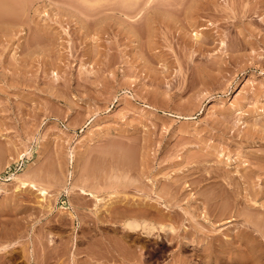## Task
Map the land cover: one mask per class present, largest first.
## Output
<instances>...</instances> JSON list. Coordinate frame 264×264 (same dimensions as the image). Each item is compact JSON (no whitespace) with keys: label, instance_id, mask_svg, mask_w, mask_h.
<instances>
[{"label":"rangeland","instance_id":"rangeland-1","mask_svg":"<svg viewBox=\"0 0 264 264\" xmlns=\"http://www.w3.org/2000/svg\"><path fill=\"white\" fill-rule=\"evenodd\" d=\"M147 1L131 20L113 8L118 0H88L85 8L30 0L22 16L0 22V227L22 223L19 238L0 237V253L18 255L3 264H34L22 254L38 249L43 227L58 239L80 236L77 227L53 225L71 210L78 222L89 220L74 210L95 203L81 188L97 192L101 209L112 199L128 211L169 200L177 213L162 208L161 218L175 233H116L141 249L138 264L187 256L188 264H264V238L254 245L260 259L247 248L234 263L226 262L229 249L214 261L205 255L225 230L258 236L231 212L236 204L264 210V0H215L218 10L201 9V0H153L149 13L141 11ZM17 175L44 187V199L34 188L16 191ZM225 206L232 216L218 221ZM191 223L209 244L196 233L198 246H176L174 236Z\"/></svg>","mask_w":264,"mask_h":264},{"label":"bare ground","instance_id":"bare-ground-1","mask_svg":"<svg viewBox=\"0 0 264 264\" xmlns=\"http://www.w3.org/2000/svg\"><path fill=\"white\" fill-rule=\"evenodd\" d=\"M78 1L79 2L82 1L81 6H83V7H84L83 3L85 4V6H86V4H88V0H78ZM138 1L139 0H118V3L115 5V7L113 6V8L114 9H118L119 8L118 10L121 13H122V11H124L122 16L127 14V17H129L131 15H128V14H132L133 10H135L134 7H136V5L138 3H141V2H142V4L144 3V1H141V2H138ZM161 1H163V2H161ZM28 2L31 3L30 0H0V18L2 19V17H3L2 20L0 19L1 20L0 22L4 23L7 20L8 15H9V17H13L14 15H18V17L22 16V14L19 15L18 12H20V11L22 12L24 7H28V6H26V4ZM152 2H153V0H148L147 3H145L144 8L141 7L142 10L141 9L140 10L141 11L146 10L147 13H149V9L151 8L150 4H152ZM160 2L165 5V3L167 1L164 3V0H160ZM176 2H179V1H176ZM198 2H200V0ZM29 3L27 5H30ZM200 3H201L202 6H199V7H201V9H203V10H205V9L209 10L210 9V8L207 9V7H208L207 5L210 6V4H211V6H212L214 3L216 4L215 0H201ZM157 4H159V6L162 5V4L158 3V2L156 3V5ZM173 4H175L174 0H173ZM138 5H141V4H138ZM166 5H167V3H166ZM194 5H195V3H194ZM155 6H154V8H155ZM214 6H212L213 9L214 10H218V9H216L217 7L215 6V8H214ZM145 7H147V9H145ZM161 7H163V5ZM107 8H109V10H110V6L107 5ZM111 8H112V6H111ZM201 9H199V10L201 11ZM27 10H25V11H27ZM141 11L139 12V15L137 14L138 12L136 13L137 17L140 16L139 17L140 19H141V15H140ZM146 11H144V14H145L144 17H146V15L148 16ZM12 14H13V16H11ZM136 14H135V16H136ZM227 15H229V14H227ZM18 17H15V18H18ZM4 18H6V20H4ZM139 18L137 20H139ZM131 20H132V16H131ZM133 20H135V19L133 18ZM148 20L149 19H147V21ZM195 36H196V34H195ZM125 149L123 147V150H125ZM126 153L128 154L127 151H126ZM127 154H126V156H128ZM129 156H131V154H129ZM27 174H29V173H27ZM22 178H19V176L17 175V177L15 179H11V180H17L19 182V185L17 186L16 191H20V190L22 191L23 189L26 190L27 188H34V189L37 190V192H39L38 194L41 196V198L43 200L48 191L44 187H42L40 185H37L36 181L35 182L32 181L33 179H31V180L29 179L28 180V179H26L27 176H26V178H23V179ZM111 184H113V183H111ZM115 188H116V184H115ZM80 190L82 192L81 194H84L86 197L94 198L95 199V203H93V205L90 206V207L88 206V204H85L84 206H80V207H77V208L73 207V208H76L74 210H77V209L81 210L83 213H85V211H87L89 220H87V221H81L80 220V222H78V218L77 217L79 215H76L75 211H72V210L71 211L68 210V211H70V212H68L67 208H65L66 211L68 212V215H66L67 213H64L65 214L64 216H61V218H58L56 221H54V225L53 224H51V225H53L56 229H61V230H67V227H68V230H74L77 227V233L79 232L81 235L78 236V237H75V240H74V238H71L69 236L60 237L58 239V238L55 237V235H53L50 232L51 227L49 225H48L49 227H47V226L43 227L45 230L44 231H43V229L41 230L42 231L41 235L39 236L38 241H37V243H39V245L36 243L38 245V249H35L32 252L28 251L27 253H25V255L22 254V256H25V258H26V260L28 262L33 260L34 264H98L96 262H100L101 261V263L110 262V263H113V264H138V261H140V259H139L140 256H139L138 253L140 252L139 250H141V249L136 250V248H138V247L135 246L134 244L133 245L135 246V249H133V247L130 248L131 245L129 247L127 245H124L125 243L123 242V240L127 241V239H124L126 236L125 237H122V236H124L125 234L127 235V234H130V233H133V232H137V231H141L142 233H144L145 235H148V236L149 235H155L158 232H169L170 231L172 233H175V231H176V228H174V227H176L175 226L176 224H174V222L173 223L172 222L171 223H165L167 221L164 222L163 221L164 218L163 219L161 218L163 215H165V214H163V210H165L167 212V215L177 213V212H175L176 210L172 211L174 208L171 205L169 206V204H168L169 200L168 201L165 200V202H162V203H164L162 208H165L163 210H162L161 207H160V209H158V207L154 208V206H152V205H150V207L152 206L153 209H152V207L151 208L148 207L149 209H147V207H146V206H148L147 204L143 205V207L146 208L145 211H143L142 209L140 211L139 210L140 207H139L138 204H137L138 207H139L138 209H136L137 208L136 206H135L136 208L134 210H132V209H130L128 207L130 210H132V212H133V214H132V212L130 210H129L130 211L129 212L128 209H126L127 206L126 207L124 205L121 206V207H119L120 205L116 206L115 205L116 203H114L113 199L110 200V202L105 206V208L103 206V209H101L102 206H101L100 202L102 200H101L100 196L97 195V192H93L92 191V190H94L93 188H92V190H90V189L87 190V189H84V188H81ZM112 191L114 192V190H112ZM245 191H246V188H245ZM159 192H160V190H159ZM159 192H158V195L160 197H158V198L164 199V198L168 197V194L166 195V197L163 196V194L165 195V193H164L165 191L163 192V194H162V191H161L160 192L161 195L159 194ZM255 193H257V192H255ZM114 194H115V192L113 194L111 193V194H108V195L112 196ZM245 196H246V194H245ZM167 199H170V198H167ZM115 200L119 201V199H115ZM252 200H254V199H252ZM118 201H116V202H118ZM254 202L255 201H253V203ZM256 203H255V205H257ZM99 204H100V206H99ZM170 204H171V202H170ZM222 204H220V206H222ZM246 204H247V201H246ZM224 205H225V203H224ZM236 205H235L236 208L234 207L235 208L234 211L232 210L233 208L231 209L230 207H227V206H225L223 208L220 207L219 210H218V208H216L218 210L217 211V219H218V221L223 219V218H225L226 215L228 216L231 213H233V216H235V217H242L243 221H244L243 223H246V227H248L249 229L252 228L253 232L255 231V232L258 233V236H255V234L253 236V235H251L249 233L248 230L241 229V228H240L241 230L238 229V231L234 232V233H231V230L228 229L230 231L225 230V232H222L219 236H217V235L213 236V238L214 237H216V238H214L215 240L212 242L211 245H209V248H208L209 250L213 249V251L208 252L207 254H205L206 257H208L209 259H212V261H214V259H215V256H216L215 253L223 251V249L224 250L229 249V251L231 250L230 251L231 253L230 254L228 253L229 255L227 256L228 261L225 260L226 262H233L234 260L236 261V259L240 255H242V253L244 254V251H245L244 249H246V248L248 249L249 253L256 254L257 253L256 249H258V247L257 248L255 247V246H257L256 242L258 243L260 238L261 239L264 238V216L262 217V215H264V210H259V208H262V207H259L261 205L260 204H259V206L257 205L259 208L255 209V206L253 207L254 204L253 205L251 204L252 205L251 207H253V209H250V206H249V211H247V212H245V211L248 210V208H246V210L243 212ZM245 206L246 205H244V207ZM131 208H134V206H132ZM199 210L201 211V209H199ZM231 211H233V212H231ZM201 212H203V210ZM206 212L205 213L203 212L204 215H206ZM128 213H130V214H128ZM152 215H154L156 219L152 218V217H154ZM231 216H232V214H231ZM259 216H261V217H259ZM15 217L16 216L12 217V219L15 218ZM76 219H77V221H76ZM167 219H169V218H167ZM217 219H216V221H217ZM7 220H9V218ZM7 220H4L2 222H5V221L8 222ZM12 221L13 220H11V223H12ZM18 221H19V218H17V222ZM6 222H5V224H6ZM13 222H15V221H13ZM20 222L21 221L18 222L19 224L12 223L13 226H10L12 224L8 225L9 228H5V227H7V225L4 226V224H3L4 227L3 226H2V228L0 227L1 228L0 229L1 230L0 231L1 239H3V241H5V242H11V238L13 239V237H15V236L16 237L18 236V238H19V234L17 235L18 231L20 233H22L21 229H19V227H20L19 225H21V227H22V223L20 224ZM194 222H196V221H194ZM76 224H77V226H76ZM191 224H192L191 228L194 230L193 233H191L193 230H189V231L188 230H184V232L180 233L179 235L174 236V239L176 238V240H177V241L175 240V243L177 242L176 246H180L181 247V245L183 243L182 240L188 241L189 245H191V246H193V245L198 246V244H197L198 240L196 239L197 238L196 237V233H200V236L202 235V238H205L207 240V238H208L207 232L199 231L198 228L194 225L195 223H191ZM17 226H19V227H17ZM119 231H121V232L123 231L124 232V234H121L122 235L121 237H118L120 239L122 238L121 239L122 242L116 236V233L119 232ZM155 231H157V232H155ZM214 233H215V231H214ZM79 238H80V240H79ZM211 238H212V236H211ZM258 238H259V240H258ZM171 239H173V237ZM57 241L59 242L58 244H57ZM207 242H208V240H207ZM129 244H130V242H129ZM208 244H209V242H208ZM84 245H85V247H83ZM262 245H263V243L261 242L260 247ZM80 246H81V248H80ZM252 246H254L255 248L252 247ZM8 247H9V245H8ZM251 247L254 248V252L252 251L253 249ZM4 248L5 247L3 246V248H1V249H4ZM205 250L207 251V249H205ZM137 251H139V252H137ZM255 251H256V253H255ZM258 251H260V250H258ZM11 252H10V255H7L8 253L4 254L6 252L0 253V264L5 263V261H6V263L10 262V261L16 259V257H18L17 254L14 255ZM245 253H247V251H245ZM262 253H257L258 256H257V254L255 256L259 257V259H260V258L263 257ZM18 254H19V252H18ZM251 254H250V256H251ZM260 254H261V256H260ZM181 258H182V256H181ZM190 260L191 259L188 258V256H187V258L181 259L179 264H188L190 262ZM238 260L239 259H237V262H238ZM208 262H209V260H208ZM215 262H216V260H215ZM143 263H144V261H143ZM143 263H141V264H143ZM220 263H221V261H220ZM247 263H249V262H247ZM211 264H213V263L211 262ZM215 264H217V262ZM260 264H261V262H260Z\"/></svg>","mask_w":264,"mask_h":264}]
</instances>
